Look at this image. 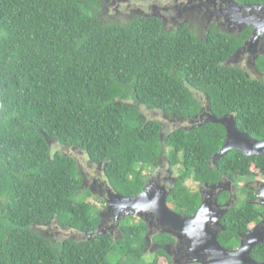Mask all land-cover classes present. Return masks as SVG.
Segmentation results:
<instances>
[{
    "label": "trees",
    "instance_id": "1",
    "mask_svg": "<svg viewBox=\"0 0 264 264\" xmlns=\"http://www.w3.org/2000/svg\"><path fill=\"white\" fill-rule=\"evenodd\" d=\"M102 3L0 0V264H110L116 249L124 264H140L141 233L134 238L128 232L116 245L111 237L67 240L57 250L31 229L52 218L83 232L99 223L98 206L76 195L81 180L76 160L54 153L49 141L107 162L106 177L125 195L142 192L145 171L158 162L163 142L157 125L118 103L127 90L142 104L184 115L194 114L196 104L179 73L192 87L237 90L231 96L238 97L235 107L241 106L238 120L250 123L241 129L264 139L263 84L240 81L188 32L182 34V46L170 44L171 60L153 56L161 49L150 44L154 24L145 19L107 23ZM224 139L225 130L214 125L166 138L169 163L180 168L168 199L176 210L192 214L200 206L188 181L218 180L221 173L233 180L264 178V157L249 158L237 150L211 170L208 163ZM259 216L256 207L246 205L228 220L237 225L234 229L246 230ZM253 256L264 262V245Z\"/></svg>",
    "mask_w": 264,
    "mask_h": 264
},
{
    "label": "flooded vegetation",
    "instance_id": "2",
    "mask_svg": "<svg viewBox=\"0 0 264 264\" xmlns=\"http://www.w3.org/2000/svg\"><path fill=\"white\" fill-rule=\"evenodd\" d=\"M131 1L133 4H126ZM102 2L103 17L111 19L109 21L105 19L107 23H131L145 19L154 24L151 25L150 44L153 48L160 46L161 49L153 51V56L171 60L172 53L168 50L170 44L182 46V34L188 32L212 49L213 62L236 71L240 81L245 78L248 82H259L264 85V1L102 0ZM176 77L184 83L195 101L194 114L184 115L157 105H145L137 99L134 105H130L139 111L143 122H151L159 127L161 140L178 130L193 132L214 125L225 130L224 145L229 126L226 120H233L240 132L250 136L247 131L241 129L250 123L244 125L238 120V109L241 110V106L236 108L234 105L238 97L231 96L232 92L238 93L237 90L208 91L189 85L182 80V73ZM124 95L118 98V103L127 105L130 101ZM227 98L231 100V109H228ZM218 105L222 106V110H217ZM215 119L219 122H214ZM54 143L61 144L57 141ZM57 152L63 153L60 150ZM63 154L74 158L69 153ZM217 154L208 163L213 171L218 169L215 162ZM80 155L88 159L91 171H86L74 158L81 178L77 192L83 191L82 194L86 193L87 197L85 202H92L98 206L99 223L93 230L86 232L66 226L54 218L44 224H34L32 231L46 238L57 250L61 249L67 240L83 242L102 237H111L116 245L130 232L134 238H137L138 233L142 234L139 246L142 257L140 264H215V239L226 251H233L238 250L255 234L264 236V198L261 196L264 178L242 177L233 180L221 173L218 180L192 181L194 187L190 186L191 181H188L185 185L194 193H198L200 206L192 214L185 210L180 212L168 200L178 184L180 168L172 167L167 152L162 150L158 162L150 170L145 171L144 189L148 186V199L145 204L151 206L152 202L158 203V200L166 196L169 209L182 216L181 221L174 223L170 220H160L156 213L138 212L132 206H125L124 198L136 201L144 189L138 195H125L106 177L107 162H94L85 152H80ZM212 163L215 167H211ZM246 205L258 209L261 214L259 221L249 223L246 230L234 229L233 226L236 228L237 225L228 220V217ZM203 207L201 220H193ZM129 216L132 220H128ZM262 245L264 243L257 246L253 254ZM113 252L110 264H124L118 254L119 249Z\"/></svg>",
    "mask_w": 264,
    "mask_h": 264
},
{
    "label": "water",
    "instance_id": "3",
    "mask_svg": "<svg viewBox=\"0 0 264 264\" xmlns=\"http://www.w3.org/2000/svg\"><path fill=\"white\" fill-rule=\"evenodd\" d=\"M214 122L218 123L219 121L215 119ZM225 122H227L229 125L227 128V139L221 151L215 156L216 158L215 162L225 157L233 150L242 152L246 157H260V156L264 157V141L253 140L249 135L240 132L236 128V125L233 120L231 121L226 120ZM162 140L164 139L162 138ZM49 143L52 144V141H49ZM165 148H166V142L163 141L162 150L165 151ZM147 188L148 186H146L144 191L140 195H138L136 201H133L132 199L124 198L125 200L124 205L132 206L133 208L137 209L138 212L150 211L156 213L158 217H160V220H170L174 223H178L179 221L182 220V216L178 215L177 213L169 209V207L167 206L166 196L158 200V203L152 202L151 206L150 205L147 206L145 204L147 203L146 200L148 199ZM261 196L264 198V188L262 189ZM203 210L204 207L197 214V217L194 218L193 220H201V215H202L201 213ZM263 243H264V236H262V234L259 235L255 234L249 239L247 243H243L238 250L226 251L224 247H222L221 244L218 242V240L215 239V243H214L215 246L214 249L216 252L215 264H264V262L260 263L256 261L252 255L254 249Z\"/></svg>",
    "mask_w": 264,
    "mask_h": 264
},
{
    "label": "rangeland",
    "instance_id": "4",
    "mask_svg": "<svg viewBox=\"0 0 264 264\" xmlns=\"http://www.w3.org/2000/svg\"><path fill=\"white\" fill-rule=\"evenodd\" d=\"M141 2H142V0H140ZM127 5H129V4H133V1H131V2H128V3H126ZM104 19H107V21H109V20H111L110 18H108V17H104ZM125 97H126V99L127 100H129L130 102L129 103H127V105H134L135 103H136V98H135V96H134V94H133V90H127V92L125 93V95H124ZM165 137H164V140L163 141H165ZM54 142H56V141H52V144H51V147H52V150H53V152L55 153V152H57L58 150H60V151H63V153H69V154H71V156H73L75 159H77L79 162H80V164H81V166H83V168L87 171V170H89V171H91L90 170V166H89V164H88V159L85 157V156H83V155H80V152H84V151H82V150H80L79 148H75V149H73L72 147H70V146H68V145H65V144H59V145H57V143H54ZM165 151L167 152V148H165ZM93 173V172H92ZM189 185L190 186H192V187H194V185H193V182L191 181V182H189ZM84 190V189H83ZM82 192L83 191H79V192H77V196L79 195V196H82V197H79L80 199H82L83 201H87V197H84V195L86 194V193H83L82 194ZM91 193V192H90ZM100 204V203H99ZM132 217L131 216H129L128 217V220H132L131 219ZM129 222V221H128ZM131 223V222H130ZM45 229H47V227H44ZM37 231L39 232V233H41V234H43V232L42 231H40V230H38L37 229ZM34 232V231H33ZM46 239V238H45ZM51 240V239H50Z\"/></svg>",
    "mask_w": 264,
    "mask_h": 264
}]
</instances>
